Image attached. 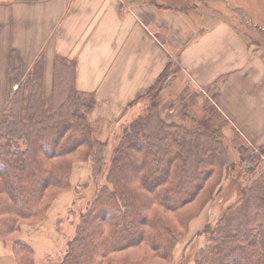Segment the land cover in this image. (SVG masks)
I'll use <instances>...</instances> for the list:
<instances>
[{"label": "trees", "instance_id": "1", "mask_svg": "<svg viewBox=\"0 0 264 264\" xmlns=\"http://www.w3.org/2000/svg\"><path fill=\"white\" fill-rule=\"evenodd\" d=\"M75 65L58 58L53 92L47 98L45 58L40 56L30 72L29 99L23 103L22 64L16 52H11L10 81L20 85L0 114V236L13 242L18 264H36L32 247L17 236L22 226L45 220L55 201L50 196L46 199L47 192L55 189L59 196L71 189L77 155L78 160L90 161L96 169L94 176L103 168L105 145L99 142L90 121L95 101L74 88ZM175 72L171 62L137 101L144 106L128 124L115 151L109 185L82 214L60 264H101L108 254L111 260L107 264H118L114 259L150 239V231L154 232L151 236H162L151 244L155 254L151 264L157 259L170 260V245L176 243L181 231L168 216L177 218L210 180L215 179L214 185L217 179L218 185L224 167L235 170L221 136L232 127L210 101L202 107L203 116L188 109L179 123L162 120V92ZM133 147L137 148L134 153ZM255 155L263 160L264 147L247 157L251 166ZM133 169L136 171L129 179L125 174ZM253 173L249 171V175ZM259 175L246 188L247 193L258 191V212L264 211V171ZM196 264H264V224L254 232L226 229L198 252Z\"/></svg>", "mask_w": 264, "mask_h": 264}, {"label": "crops", "instance_id": "2", "mask_svg": "<svg viewBox=\"0 0 264 264\" xmlns=\"http://www.w3.org/2000/svg\"><path fill=\"white\" fill-rule=\"evenodd\" d=\"M12 51L22 64V94L30 92L24 85H31L40 56L45 96L53 92L58 58L76 64L73 85L94 98L90 119L101 141L108 127L139 114L143 104L137 101L172 62L178 73L162 92V120L179 121L210 101L247 149L264 147V53L235 25L201 20L177 0H0V114L19 90L10 81ZM178 77L184 84L179 94L171 88ZM74 169L71 189L56 198L45 220L22 226L17 236L32 247L36 264H56L60 241L67 243L62 225L77 195ZM0 264H18L13 242L1 236Z\"/></svg>", "mask_w": 264, "mask_h": 264}, {"label": "rangeland", "instance_id": "3", "mask_svg": "<svg viewBox=\"0 0 264 264\" xmlns=\"http://www.w3.org/2000/svg\"><path fill=\"white\" fill-rule=\"evenodd\" d=\"M177 2L181 8L195 14L201 20L213 17L235 25L248 43L252 46L254 44L260 52L264 53V0H177ZM176 73L178 72L176 71ZM180 77L176 79L178 80L176 83L171 85L172 90L177 94L180 93V89L184 88L183 78L179 80ZM20 84L23 86V83L20 82ZM24 86L31 87L29 82L25 83ZM12 89L15 91L16 88ZM28 94L27 91L22 94L23 103H27L30 96ZM50 96L45 97L49 98ZM58 106L60 105L58 104ZM203 106L204 104L195 108L193 111L195 116L204 115ZM181 120L182 118L179 121L169 123H179ZM90 121L95 128L99 142L105 145L102 154L103 168L99 174L94 176V170L96 169H92L93 166L90 161L78 160L79 155L76 157L77 160H75L76 164H73V169L78 170L79 185L75 189L76 198L68 208V219L62 225L63 235L66 237L67 243L60 241V245L57 247L59 253L56 264L61 263L66 254L68 243L75 237L76 228L82 214L90 210L101 189L109 185L108 173L115 151L131 120L127 125L108 127V130L106 129L104 133V138L107 136L104 141L99 139L100 127L93 123L91 119ZM109 134L110 137L108 138ZM221 136L222 142L227 147L228 162L235 167V170L229 165V167H224V176L218 185L217 179L214 185L212 184L215 179L210 180L197 199L185 207L177 218L168 216L171 222L174 223V228L181 231V235L176 243L170 245L171 259L167 261L157 259L153 264H159V262L160 264H196L198 252L210 245L215 236H219L226 229L239 228L242 231L251 229L254 232L260 224H264V211L260 210L258 212V202L260 200L258 199V191H251L250 189L247 193L246 190L249 185L255 183H252L253 180L259 178L260 172L264 171V159L262 160L261 156L255 155L252 166L248 164L246 162L247 157L252 153H257V151L247 149L242 138L236 136L233 128L227 127ZM136 150V147L132 148L133 153ZM138 151L141 150L138 149ZM224 155L226 156V153ZM138 164L140 165V163ZM249 168H254L255 171ZM134 171L136 170L129 171L125 176L132 179ZM249 171L254 173L249 175ZM88 173L89 175H87ZM261 184H264V178H261ZM56 191L53 189L47 192L46 199L50 196L53 200H56L55 198L58 196V193H55ZM64 192L66 191H62L61 194ZM46 202L47 200L43 202V205ZM29 233H32V231ZM153 234L154 232L150 231V239H145L139 247L120 253L119 257L114 260H117L118 264H151L155 255L151 251V244L162 237L161 234L156 237L151 236ZM110 260L111 255L108 254L106 260L101 264H107Z\"/></svg>", "mask_w": 264, "mask_h": 264}]
</instances>
